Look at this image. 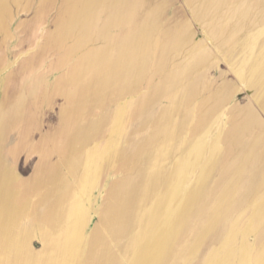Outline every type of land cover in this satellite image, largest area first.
Here are the masks:
<instances>
[{"label":"rangeland","instance_id":"1","mask_svg":"<svg viewBox=\"0 0 264 264\" xmlns=\"http://www.w3.org/2000/svg\"><path fill=\"white\" fill-rule=\"evenodd\" d=\"M197 1L0 0V264H264V0Z\"/></svg>","mask_w":264,"mask_h":264},{"label":"bare ground","instance_id":"2","mask_svg":"<svg viewBox=\"0 0 264 264\" xmlns=\"http://www.w3.org/2000/svg\"><path fill=\"white\" fill-rule=\"evenodd\" d=\"M219 2H221V0H213V1H210V0H207V2H202L201 0H198L197 1V7H196V9L198 10V11H203V13L204 14H207L208 13V11L211 9V10H214L212 7L213 6H215V4H219ZM210 5H213V6H210ZM218 6V5H217ZM209 9V10H208ZM197 12V11H196ZM212 11H210L209 13H211ZM227 12V11H226ZM196 14V13H195ZM211 14H213V13H211ZM226 15V14H225ZM242 15V14H241ZM248 16V15H247ZM245 19V18H244ZM204 21V20H203ZM208 28H209V26H208ZM136 38V37H135ZM135 40V39H134ZM133 43V42H132ZM134 44V43H133ZM133 44H131V47H130V42H128V45L126 46V48H127V52L129 53L128 55L130 56V54L132 53V49H133ZM129 60H131V58L130 59H127V62L126 63H128L129 62ZM245 176V177H244ZM243 177H244V186L243 187H241V186H239V190H245L244 188H246V187H250V185H251V183H250V178L245 174ZM247 183V184H246ZM245 184H246V187H245ZM240 185H242V183L240 184ZM197 189L196 188H194V190H192L193 192L194 191H196ZM242 191V192H243Z\"/></svg>","mask_w":264,"mask_h":264},{"label":"crops","instance_id":"3","mask_svg":"<svg viewBox=\"0 0 264 264\" xmlns=\"http://www.w3.org/2000/svg\"><path fill=\"white\" fill-rule=\"evenodd\" d=\"M262 83H263V81L261 80L260 84H262ZM245 127L247 128L246 134H247L248 141L251 142V144L254 143L255 147L257 146L259 148L260 146L257 143V141L253 142V140H251L253 138L252 133L254 131H256V129H257L256 121L255 120L246 121L245 124H242L241 126L235 127V129H236L235 131L241 133L244 131V129H241V128H245Z\"/></svg>","mask_w":264,"mask_h":264}]
</instances>
